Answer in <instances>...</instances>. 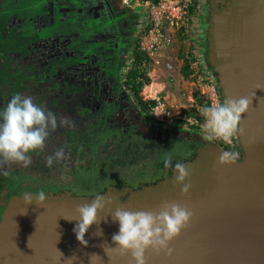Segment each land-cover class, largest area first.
I'll return each mask as SVG.
<instances>
[{"label": "flooded vegetation", "instance_id": "af4514ba", "mask_svg": "<svg viewBox=\"0 0 264 264\" xmlns=\"http://www.w3.org/2000/svg\"><path fill=\"white\" fill-rule=\"evenodd\" d=\"M41 1L44 11L28 12L21 0H0V110L15 94L31 96L45 111L68 117L72 126L50 130L44 149L29 153L28 168H0V213L12 195L41 189L89 197L108 188L138 192L171 186L178 161L193 169L190 179L195 177L201 163L190 164L203 158L199 149L220 147L154 124L148 106L138 103L126 83L129 69L121 74L127 18L117 13L114 0H93L96 9L90 0ZM203 1L208 34L212 15L235 0ZM62 147L65 158L46 167V158ZM171 149L173 167L165 168ZM109 150H118L120 160L110 155L115 169L105 171ZM155 159L161 162L156 167Z\"/></svg>", "mask_w": 264, "mask_h": 264}, {"label": "water", "instance_id": "95a60500", "mask_svg": "<svg viewBox=\"0 0 264 264\" xmlns=\"http://www.w3.org/2000/svg\"><path fill=\"white\" fill-rule=\"evenodd\" d=\"M206 50L222 101L254 93L241 117L242 134L236 136L243 157L220 166L218 157L224 150L205 145L199 149L203 158L190 164L200 162L201 169L183 197L175 179L171 186L138 192L108 188L101 193L116 200L112 210L156 212L163 201H173L193 212L188 228L169 244L173 254L166 257L149 249L147 264H264V0H235L227 10L213 14ZM95 196L48 193L44 204L26 205L22 194L12 195L0 213V264H53L57 250L63 254L59 264H68L66 259L73 255L78 258L74 264H90L91 254L101 258L100 264H109L102 245L116 247L112 236L119 225L106 216L108 209L85 233L87 247H81L73 231L77 207ZM98 231L102 235H95ZM111 264L132 262L129 256L113 254Z\"/></svg>", "mask_w": 264, "mask_h": 264}, {"label": "clouds", "instance_id": "9594fccd", "mask_svg": "<svg viewBox=\"0 0 264 264\" xmlns=\"http://www.w3.org/2000/svg\"><path fill=\"white\" fill-rule=\"evenodd\" d=\"M253 99L254 93L240 98H225L222 102L218 99L210 105L202 106L200 115L204 119L203 129L206 133L204 138L231 145L233 138L242 134L239 128L241 117L249 110ZM63 126H72V121L68 117L58 118L51 111H45L42 106L34 103L31 96L15 94L6 107L0 110V168L11 164H20L28 168L32 163L29 153L43 150L50 130L55 131L57 127ZM240 157L239 150H226L218 157V164L233 165ZM64 158L65 152L62 147L46 158V167L51 168L54 162ZM164 167H173L170 153L164 158ZM174 172L176 173L174 183L179 188V195L186 196L192 190L190 178L193 169L178 161L174 164ZM47 199L48 194L42 189L35 193L22 194L23 203L26 205L33 201L37 205H42ZM115 202L110 195L97 194L90 203L79 205L76 209L78 219H75L78 223L73 229L77 242L81 247H87L85 233L92 225L98 224V214L108 209L106 216L110 215L119 225L118 233L112 236V242L116 247L105 249L102 245L109 258V264L113 254L120 257L129 256L132 264H147L148 257L145 253L149 249L170 257L174 251L169 247L170 242L187 229L193 219V212L178 202L163 201L156 212L124 207L112 210ZM95 235H102V231L96 232ZM57 252L58 255L52 258L53 264H59L62 258L63 254L58 250ZM77 259L73 255L66 261L68 264H74ZM100 260L96 254L89 256L90 264H100Z\"/></svg>", "mask_w": 264, "mask_h": 264}, {"label": "rangeland", "instance_id": "374dc122", "mask_svg": "<svg viewBox=\"0 0 264 264\" xmlns=\"http://www.w3.org/2000/svg\"><path fill=\"white\" fill-rule=\"evenodd\" d=\"M21 1L28 12H34V7L44 11L41 0ZM90 1L94 3L93 0ZM159 1L161 0H114L117 13L127 18L122 26L127 40L120 65L121 74L125 75L127 70L134 66L132 56L136 49L143 53L144 59L139 67L148 77L149 82L142 84L139 94L144 100L159 99L167 103L170 114L167 117L168 122L160 125L175 128L186 135L190 132L205 137L204 119L200 115V108L206 104L198 92L189 68V64L195 59H201L208 65L206 60L208 34L204 1L167 0L166 4L173 8V14L176 15H179L176 7L181 2L187 3L186 11L180 18L174 16L171 21L165 17V11L156 10V13L151 11V4L155 5ZM97 5L98 3H94L89 6L96 9L100 7ZM183 15L187 19L183 20ZM154 36H157L159 41L148 55L141 46ZM184 65L188 72L186 75ZM208 68L216 81L212 67L208 65ZM186 119L196 122L197 125L190 128Z\"/></svg>", "mask_w": 264, "mask_h": 264}, {"label": "built area", "instance_id": "2783aa9c", "mask_svg": "<svg viewBox=\"0 0 264 264\" xmlns=\"http://www.w3.org/2000/svg\"><path fill=\"white\" fill-rule=\"evenodd\" d=\"M166 2L167 0H161L155 5L151 4V11L154 13H156V10H161L163 12L165 11V17L167 19H170V21L174 18V16L179 19L180 16L186 11V2H181V4L176 7V12L179 13V15L173 14V8H170V6H168L169 4H166ZM182 18L183 20L187 19L185 15H183ZM158 41L159 39L157 38V36L151 37L146 41V44L144 46H141V49L149 55L150 53H152V49H154V45L156 46ZM189 68L192 73L191 77L196 82L198 92L204 103L206 105H210L211 103L216 102L218 99L222 102L221 95L219 93V87L216 84V81L213 78L212 72L211 70H209L208 65H206L201 59H195L191 64H189ZM148 114L155 123L162 125L168 122L167 117L170 115L167 103L159 99L153 100V103L148 106ZM186 121L189 123V126L194 125L195 127V125H197L196 122H192L189 119H186ZM212 141H214V143L222 149L239 150V145L236 137L233 138V143L231 145L225 144L219 140Z\"/></svg>", "mask_w": 264, "mask_h": 264}, {"label": "trees", "instance_id": "16d2710c", "mask_svg": "<svg viewBox=\"0 0 264 264\" xmlns=\"http://www.w3.org/2000/svg\"><path fill=\"white\" fill-rule=\"evenodd\" d=\"M143 59H144V54L136 49L133 56H132V62H133L132 64H134V66L128 70L127 77H126L127 78L126 83L128 84L129 89L132 91V93H133L134 97L137 99L138 103L142 104L143 107L146 108L147 106H149L150 104L153 103V100H142L141 97L137 94V92L140 89V87L142 86V84L149 82L148 77L145 75V73L139 67V65ZM184 73H185V75L188 73V72H186V66L185 65H184ZM189 127L193 128L194 125L189 126ZM114 142H117V141L115 140ZM117 151L118 150H109L107 152V157L105 159V164H104V170L105 171H108V169H115L113 165L112 166L109 165V162H110L109 156L112 154H115V156L117 158H119V160H120V156L118 155ZM170 154H171L172 158H174V154L172 153V149H171ZM159 163H161V162H159V159H155L153 162V166L156 167ZM96 167H97V169L99 168V166H96ZM116 169H117V167H116ZM95 185L98 186V184H95ZM93 186H94V184H93Z\"/></svg>", "mask_w": 264, "mask_h": 264}]
</instances>
